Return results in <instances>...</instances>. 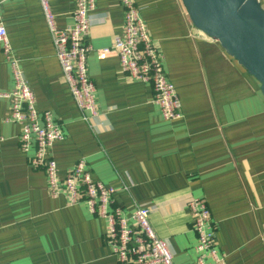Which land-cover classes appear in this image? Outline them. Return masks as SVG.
<instances>
[{
    "label": "crops",
    "instance_id": "1",
    "mask_svg": "<svg viewBox=\"0 0 264 264\" xmlns=\"http://www.w3.org/2000/svg\"><path fill=\"white\" fill-rule=\"evenodd\" d=\"M8 37L40 113L51 111L65 139L51 155L64 176L84 159L94 180L115 187V202L150 209L175 264H193L197 234L189 203L204 199L228 264H264V94L261 83L191 22L182 0H136L164 56L182 117L166 120L149 83L132 79L115 53L100 56L122 33L121 0H96L87 42L97 114L82 113L62 77L39 0H0ZM264 8V0H260ZM75 0H53L61 29L74 24ZM14 77L0 43V92ZM0 97V264H118L106 221L84 201L48 190L30 166L20 126ZM86 116H90L88 120ZM131 185L130 191L123 189Z\"/></svg>",
    "mask_w": 264,
    "mask_h": 264
},
{
    "label": "built area",
    "instance_id": "2",
    "mask_svg": "<svg viewBox=\"0 0 264 264\" xmlns=\"http://www.w3.org/2000/svg\"><path fill=\"white\" fill-rule=\"evenodd\" d=\"M39 1L62 77L78 109L95 116L96 87L89 74L88 56L92 47L87 42V36L92 26L96 0H75L74 24L65 29L57 26L53 0ZM121 4L125 13L122 33L114 37L111 47L99 51L100 56L115 53L124 74L152 86L154 102L160 107L164 119L172 121L181 118V98L168 78L164 56L152 38L141 8L136 0H121ZM0 43L14 77L13 89L0 92V97L10 102L7 120L20 126L18 140L22 152L27 153L35 146V154L29 163L34 169L45 173L50 194L56 197L65 193L70 204L84 201L92 213L106 221L107 242L118 264H175L169 244L158 237L150 222L149 207L135 204L132 211L126 214V210L115 202L117 189L94 180L84 159L75 163L64 176L60 174L51 148L54 143L65 139V133L51 111L40 113L37 109L36 95L10 43L1 1ZM90 116L85 119L88 120ZM123 189L130 191L131 185L124 184ZM189 210L198 238L195 248L197 258L193 264H228L219 251L216 227L206 201L192 199Z\"/></svg>",
    "mask_w": 264,
    "mask_h": 264
},
{
    "label": "water",
    "instance_id": "3",
    "mask_svg": "<svg viewBox=\"0 0 264 264\" xmlns=\"http://www.w3.org/2000/svg\"><path fill=\"white\" fill-rule=\"evenodd\" d=\"M192 24L218 41L264 94V8L260 0H182Z\"/></svg>",
    "mask_w": 264,
    "mask_h": 264
}]
</instances>
